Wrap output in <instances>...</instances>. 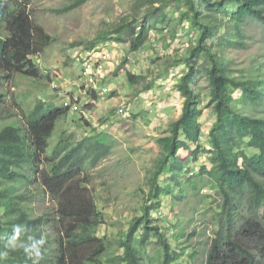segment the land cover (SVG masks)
<instances>
[{"label":"trees","instance_id":"1","mask_svg":"<svg viewBox=\"0 0 264 264\" xmlns=\"http://www.w3.org/2000/svg\"><path fill=\"white\" fill-rule=\"evenodd\" d=\"M87 1L72 0L62 12ZM29 3L0 0V85L10 74L39 77L32 57L52 39L31 19ZM135 6H150L136 33L131 27L135 13L98 41L113 35L122 43L126 34L132 36L128 51L136 52L145 46L150 31L172 21L166 9L175 12L178 7L182 12L177 24L187 21L196 32L182 60L186 71L176 85L183 99L181 114L156 141L160 157L148 178L149 205L141 207L140 216L116 241L117 251H111L112 243L96 235L102 213L80 177L110 148L103 136L70 143L62 132L50 154L43 156L67 108L37 102L24 115L23 125L0 127V264H153L147 256L149 245H155L159 264H186L181 257L194 254L182 240L186 224L180 219L169 223L163 216L167 222L160 226L155 224L160 217L150 213H160L162 196L198 212L197 206L209 197L201 194L207 187L215 190L221 205L212 214L216 231L206 264H264V58L248 51L256 34L248 27L264 29V0H137ZM243 52L248 62L236 64L231 53ZM127 80L137 84L142 79L127 73ZM200 80L206 84V106L214 117L204 146ZM179 150L187 155L180 157ZM200 152L209 154L210 167L202 165L198 178L185 180L189 164ZM45 158L49 166L41 169ZM32 184L51 198L53 207L36 214L31 204L39 188Z\"/></svg>","mask_w":264,"mask_h":264},{"label":"rangeland","instance_id":"2","mask_svg":"<svg viewBox=\"0 0 264 264\" xmlns=\"http://www.w3.org/2000/svg\"><path fill=\"white\" fill-rule=\"evenodd\" d=\"M71 2L30 0L27 5L26 10L30 12L33 22L52 40L41 53L32 57L39 77L10 74L1 80L0 127L13 123L23 125L24 115L37 102L62 110L64 103L78 105V111L67 109L58 119L43 156L50 154L62 132L70 143L84 137H104L110 152L95 167L86 168L80 177H84L85 186L102 213L103 223L97 227L96 235L110 241L113 251L116 241L126 232L131 220L140 216L141 207L150 203L147 199L148 178L160 157L156 141L167 133L168 125L181 114L183 99L176 91V85L186 71L182 60L196 39V32L190 29L187 21L177 24L182 12L180 7L175 12H170L168 8L166 14L172 21L165 26L159 25L156 31H150L143 48L129 52L132 36L123 35L122 43L114 41L113 35H109L112 40L105 42L98 41V37L111 33L121 21H131L129 17L135 13L136 23L131 27L135 28L136 33L138 26L146 22L150 6L136 9L137 0H88L70 12H62ZM175 26L176 33L173 35ZM248 30L256 31L248 51L264 58V29L251 25ZM89 44L94 45L90 50L86 48ZM97 47L111 52L103 82L110 90L94 98L92 90L83 83L78 60L82 54ZM245 55L243 52L231 53L230 56L236 64L242 65L248 62ZM127 73L142 80L130 84ZM198 84L203 109L199 118L203 131L200 141L204 146L214 117L206 106V84L203 80ZM122 105L129 106L128 116L119 115L118 110ZM178 155L184 158L187 152L179 150ZM208 157L209 154L200 152L197 159L189 164V174L184 176L185 180L187 177L198 178L197 171L202 165L209 168ZM48 166L45 158L41 169ZM166 177H160L159 182ZM31 187L39 188L36 184ZM35 193L36 199L31 206L36 214L54 206L43 190L39 188ZM201 194L209 197L197 206L198 212L193 211L190 205H174L171 196H162L160 213H150L153 218L160 217L155 221L160 226L167 221L175 224L177 219L186 224L182 240L194 252L192 257L188 254L181 257L186 264H206L207 252L216 231L215 222L211 219L212 214L219 211L221 199L210 187L202 190ZM174 196L175 200L180 199L179 192L175 191ZM154 249L155 245H149L147 256L153 264H159Z\"/></svg>","mask_w":264,"mask_h":264},{"label":"built area","instance_id":"3","mask_svg":"<svg viewBox=\"0 0 264 264\" xmlns=\"http://www.w3.org/2000/svg\"><path fill=\"white\" fill-rule=\"evenodd\" d=\"M111 59V52L100 50L98 47L86 52L79 57L81 77L87 88L92 90L97 96H102L110 90L104 80L107 76V67ZM63 106L71 112L78 111V105L64 103ZM118 113L120 116L129 115V106L122 105Z\"/></svg>","mask_w":264,"mask_h":264},{"label":"clouds","instance_id":"4","mask_svg":"<svg viewBox=\"0 0 264 264\" xmlns=\"http://www.w3.org/2000/svg\"><path fill=\"white\" fill-rule=\"evenodd\" d=\"M37 55V54H36Z\"/></svg>","mask_w":264,"mask_h":264}]
</instances>
